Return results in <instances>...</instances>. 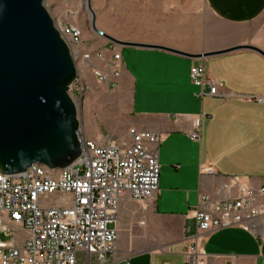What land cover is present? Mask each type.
<instances>
[{
	"label": "crops",
	"instance_id": "1",
	"mask_svg": "<svg viewBox=\"0 0 264 264\" xmlns=\"http://www.w3.org/2000/svg\"><path fill=\"white\" fill-rule=\"evenodd\" d=\"M200 2L195 18L155 9L136 17L131 38L117 39L144 46L120 47L118 92L126 95L128 119L118 141L130 142L132 129L166 138L158 147V194L144 203L129 196L121 200L117 241L108 257L96 258L98 264H186L194 212L203 197L236 200L240 185L264 187V103L252 101L264 98V58L251 50L230 51L245 46L264 51L261 36L245 31L264 14V0ZM205 7L221 26L206 20ZM99 65L93 60L83 70L87 83L97 82L93 67ZM197 66L216 81L219 95L205 87L199 96L190 77ZM196 131L200 137L193 141ZM200 247L205 264H262L264 216L249 228L206 233Z\"/></svg>",
	"mask_w": 264,
	"mask_h": 264
},
{
	"label": "built area",
	"instance_id": "2",
	"mask_svg": "<svg viewBox=\"0 0 264 264\" xmlns=\"http://www.w3.org/2000/svg\"><path fill=\"white\" fill-rule=\"evenodd\" d=\"M71 49L74 61L91 64L97 60L103 66L93 67L96 79L110 89L119 86L123 57L121 52L86 51L83 32L73 25H56ZM193 85L210 95H219L216 81L208 78L204 66L191 69ZM77 81L70 92L82 96L84 87ZM264 103V98H252ZM196 128L200 123L195 124ZM199 131L191 134L197 141ZM130 142L98 145L80 139L81 154L68 168L51 170L33 165L19 175L0 172V264H79L83 257L105 259L118 238V214L121 200L129 196L144 203L159 192L161 166L159 145L166 135L130 130ZM213 174L212 169H207ZM55 194L61 202L50 200ZM264 216V187L255 190L240 185L236 200L214 202L203 197L194 212L195 233L186 264H205L206 254L200 247L202 237L221 229L252 227ZM186 232L191 233V228ZM4 234L10 241H3ZM264 264V260L262 262Z\"/></svg>",
	"mask_w": 264,
	"mask_h": 264
},
{
	"label": "water",
	"instance_id": "3",
	"mask_svg": "<svg viewBox=\"0 0 264 264\" xmlns=\"http://www.w3.org/2000/svg\"><path fill=\"white\" fill-rule=\"evenodd\" d=\"M87 6L92 27L99 36L117 47H144L123 43L98 31L91 0H87ZM241 49L264 58V51L252 46L230 51ZM78 77L71 49L44 0H0L2 174L19 175L33 165L63 170L79 158L81 123L70 96V88Z\"/></svg>",
	"mask_w": 264,
	"mask_h": 264
},
{
	"label": "rangeland",
	"instance_id": "4",
	"mask_svg": "<svg viewBox=\"0 0 264 264\" xmlns=\"http://www.w3.org/2000/svg\"><path fill=\"white\" fill-rule=\"evenodd\" d=\"M45 6L54 19L55 24L73 25L83 32V43L86 51L104 50L121 52L117 47L99 36L92 27V15L87 0H44ZM200 0H91V7L96 16V29L115 39L131 38L134 35L135 20L139 16H147L155 9H167L174 18H195L200 15ZM205 18L214 26H221L207 13ZM261 36L264 45V14L245 30ZM103 66L102 64L97 66ZM88 64H79V83L84 87L82 96L75 91L70 96L76 103L81 123V138L104 146L117 142L123 123L128 119V101L126 95L108 85L97 82H86L83 70ZM117 102V103H116ZM113 104V105H112ZM118 104L120 106H115ZM87 117V118H86ZM61 194H55L50 200L61 202ZM3 241H10L2 234ZM84 257L80 264H98L96 257Z\"/></svg>",
	"mask_w": 264,
	"mask_h": 264
}]
</instances>
